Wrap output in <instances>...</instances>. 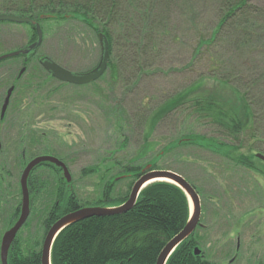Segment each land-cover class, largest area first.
<instances>
[{"label": "rangeland", "instance_id": "374dc122", "mask_svg": "<svg viewBox=\"0 0 264 264\" xmlns=\"http://www.w3.org/2000/svg\"><path fill=\"white\" fill-rule=\"evenodd\" d=\"M253 4L264 10V0H253ZM168 16L169 36L157 57L150 59L152 62L143 71L135 66L123 69L119 84L108 69L100 80L86 86H62L49 80L39 64L42 57L73 73H87L101 60L98 36L90 28L71 22L44 24L42 47L26 64L22 77L18 78L23 59L0 64V113L8 89H16L5 120H0V144L5 150L0 160L6 161L4 166L9 172L17 174L16 184L24 166L18 164V160L22 163V149H17L21 135L31 137L35 145L27 150V161L47 153L65 159L83 203L94 205L110 183L111 198H124L135 181L133 175L122 174L118 162L126 166L137 160L136 165L143 168L184 136L224 138L217 128L189 120L187 110L179 109L152 132L147 146L156 143L155 151L140 157L146 146L145 119L169 99L191 89H202L225 104L238 102V93L248 94L255 115L253 131L241 137V145L234 143L239 148L235 156H248L264 170L263 162L256 157L264 156V29L256 32L253 46L251 43L239 50L227 33L225 39L234 43L227 45L223 38L203 48L201 58L195 56L199 38L210 39L219 23L218 4L213 0H173ZM33 39L30 26L0 23V56L27 47ZM209 56L221 65L218 74L213 73ZM35 83H41L39 89L46 87V94L36 92L32 88ZM157 163L161 171L177 172L201 192L203 228L197 229L194 239L205 252V259L214 264H264V175L238 166L232 155L221 157L195 146L168 151ZM36 175L45 183L57 173L43 170ZM41 183L34 188L41 193L34 197L31 229L20 237L23 249L33 238L38 241L35 250L39 251L44 238L42 222L47 214H43L42 207L48 195ZM16 184L10 189L13 198L7 194L4 203L0 200V242L11 211L21 203L20 186L18 183L19 199ZM239 239L241 248L236 251ZM235 256L237 259H233Z\"/></svg>", "mask_w": 264, "mask_h": 264}, {"label": "trees", "instance_id": "16d2710c", "mask_svg": "<svg viewBox=\"0 0 264 264\" xmlns=\"http://www.w3.org/2000/svg\"><path fill=\"white\" fill-rule=\"evenodd\" d=\"M172 1L0 0V14L29 17L40 23L43 32L44 24L49 22L63 24L71 22L90 28L98 36L99 44V36L103 34L110 49L108 72H111L113 80L118 81L117 84H119L123 69L135 66V69L143 71L149 66L148 62L151 63L157 57L159 48L169 36L170 29L167 21ZM213 1L219 6V23L210 39L199 38L195 56H199L203 48H210L217 41L225 39L227 33L231 35L238 50L246 49L245 46L251 43L253 46L256 32L264 29L262 26L264 10L254 5L253 0ZM44 16L48 18L42 20ZM49 17L52 18L50 21ZM2 24L13 25L7 22ZM30 28L34 31V39L30 43L32 44L37 34L35 29ZM225 40L227 45L234 43ZM203 55L201 53V58ZM209 58L213 73L218 74L221 65L217 60H212L210 56ZM226 81L228 85L231 84L229 80ZM40 86L41 83H35L32 88L36 92L46 94V87L39 89ZM201 91L202 89H191L178 94L145 119L144 145L146 146L141 149L140 157L145 158L147 154L155 151L156 143L147 146L152 132L166 116L179 109L187 110L189 120L202 121L217 128L224 138H208L194 134L184 136L170 143L164 149L166 150L164 155L159 153L144 167L151 165V170H163L157 166V162L168 151L195 146L221 157L232 155L236 158L238 166L264 175V170L258 169L252 158L245 155L235 156L239 148H236L234 143L238 142L241 145V137L244 138L253 131L255 115L248 94L238 93L240 96L238 102L225 104ZM251 137H254L253 134ZM19 144L22 145L25 142H19ZM138 162L135 160L127 163L126 166L118 162L117 166L124 170L122 174L133 175L136 182L142 170L145 169L136 165ZM262 165L264 167V163ZM135 182L130 185L128 194L118 200L111 198L113 185L108 184L101 199L94 203V207L123 205L129 199ZM192 185L201 195L197 186ZM189 217V201L180 188L165 182L154 183L142 191L136 206L128 213L106 218H91L63 231L54 244L52 264H156L168 243L185 228ZM196 246H199L197 240L193 236L190 237L173 253L167 264H214L203 255L196 257L194 255ZM9 264H41V259L40 257L30 260L9 259Z\"/></svg>", "mask_w": 264, "mask_h": 264}, {"label": "water", "instance_id": "95a60500", "mask_svg": "<svg viewBox=\"0 0 264 264\" xmlns=\"http://www.w3.org/2000/svg\"><path fill=\"white\" fill-rule=\"evenodd\" d=\"M48 18L47 16L42 17L43 19ZM13 23L18 25H28L35 29L37 38L34 43L28 45L25 48H22L18 51L3 55L0 57V63L12 60L16 58H24L25 64H28L31 59L39 52L44 41V32L39 22L29 18V17H20L16 15H0V23ZM100 45H101V60L99 64L91 71L87 73H73L66 70L65 68L58 65L56 62L52 61L49 58H45L41 61V66L43 69L52 74L55 79L58 81L74 86H86L93 84L100 80L103 75L106 73L109 62H110V49L108 41L105 39L104 35L99 36ZM27 68H23L20 73L22 77ZM15 87H11L6 94L4 104L2 106L0 119L3 121L8 112L13 94L15 92ZM256 157L264 163V156L257 154ZM44 163H51L56 165L58 168L63 170V177L67 183L72 182V175L69 168L62 161L55 157L42 156L32 160L24 170L21 178V186L23 192V206L21 216L16 225L6 232L1 249V264H9L8 253L12 243L14 242L18 232L24 226L26 221L30 216V197L28 191V180L32 172L37 169L40 165ZM152 166L148 165L141 172L140 178L135 182L129 199L121 206L118 207H90L78 210L74 213L68 214L61 218L57 223L53 225L49 231L46 241L43 247L41 264H52V251L54 243L56 242L59 235L69 228L72 225H75L79 222L91 219V218H106L111 216H116L124 213H128L133 210L136 206L138 198L142 191L148 186L157 183L165 182L170 183L178 188H180L188 198L190 205V217L185 228L175 236L168 245L164 248L160 254L156 264H167L170 257L173 253L184 243L186 242L201 225V216H202V203L201 197L193 187L183 176L174 173L172 171H161V170H151ZM194 255L200 257L202 251L199 248L194 249Z\"/></svg>", "mask_w": 264, "mask_h": 264}, {"label": "flooded vegetation", "instance_id": "af4514ba", "mask_svg": "<svg viewBox=\"0 0 264 264\" xmlns=\"http://www.w3.org/2000/svg\"><path fill=\"white\" fill-rule=\"evenodd\" d=\"M38 53L31 59V61L36 58ZM45 58L42 57L40 59V61H39L40 65H41V61L44 60ZM22 59L24 61V58H22ZM25 67H26V65H23L22 69ZM21 70L19 71L18 78H20ZM46 74L50 78V81H53V82L56 81L58 83L65 84V83H62V82L58 81L57 79H55L52 74H50L48 72H46ZM3 104H4V102H3ZM10 105H11V103H10ZM9 108H10V106H9ZM18 137H19L18 142H25V144H22V145L18 144V146H17V149H20V148L22 149V163L20 160H18V162H19L18 164L19 165L24 164L23 170L21 172L20 180H19V182H17V184H16V179L18 178L17 174L14 175L13 172H9L6 169V167L4 166V163L6 161L0 160V200H1V202H3V203L5 202L7 194H10L11 197L13 198V195H12L10 189H12V187H14L15 184H16L17 196L19 197V199H20V192H19V188H18V183H19L20 190H21V203H19V204L17 203L16 207L11 211L13 213L11 215L9 225L6 227V229L2 235V239L0 242V259L2 257L1 249H2L3 238L6 234V232H8L11 228H13L16 225V223L19 221V218L21 216L22 206H23V192H22V186H21V178H22V174H23L24 170L26 169L27 165L32 160H34L38 157H42V156H50L51 157L52 156V157H55V158L59 159L60 161H62L68 167L67 163L65 162V159H63L60 156L55 155V153H52V154L47 153V154H42V155L31 156L32 158L30 159V161H27V157H26L27 150L29 148L30 149L34 148L35 145L33 144L31 137L21 136V135H19ZM4 151L5 150H3V145L0 144V155ZM14 167H15V164H14ZM43 170L52 171L54 173H57V176L51 177L45 183L44 182L41 183L40 182L41 177L39 175H36V174L39 171H43ZM70 173H71V171H70ZM71 175H72V173H71ZM40 183L45 184V191L48 195L46 205L44 207H42L44 210L43 214L44 213L47 214V217L42 222V225L45 228L44 238H42L41 247H40L39 251L35 250V246L38 243V241H34L33 238L31 240H27L26 243H28V244H26V247L23 249L22 245L20 244V237L23 234V231H29L31 229L29 225H30V220L32 218V213L34 212V201H35L34 197H36V195H38V193H41V192L34 191V188L38 187L40 185ZM74 183L75 182H74L73 175H72V182L67 183L65 181V178L63 177V170L58 168L56 165L51 164V163H44L32 172V174L28 180V191H29V197H30V210H31L30 216H29L28 220L26 221V223L24 224V226L20 229V231L18 232L14 242L12 243L10 250H9V253H8V259H29L30 260V259H37L39 257H40V259H42V252H43V247H44V244L46 241V237H47L49 231L51 230V228L53 227V225L55 223H57L61 218H63L64 216H66L68 214L74 213V212L81 210V209H84V208L94 207V205H92L88 202L83 203L79 199V197L75 191V184ZM200 197H201V195H200ZM201 203H202V200H201ZM200 228H203L202 224L197 229H200ZM196 231L192 235L193 237L196 234ZM17 248H18V250H17ZM196 248H199V246H196ZM240 248H241V246H240V239H239L236 251H239ZM224 254L225 253H223V257H224V259H226L227 256H225ZM202 255L205 257V252L202 251ZM233 259H237V256H235V258H233Z\"/></svg>", "mask_w": 264, "mask_h": 264}]
</instances>
